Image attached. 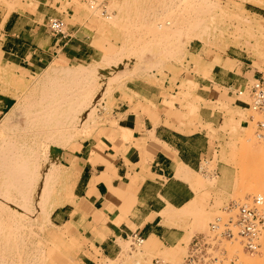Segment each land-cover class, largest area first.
I'll return each instance as SVG.
<instances>
[{"label":"rangeland","instance_id":"374dc122","mask_svg":"<svg viewBox=\"0 0 264 264\" xmlns=\"http://www.w3.org/2000/svg\"><path fill=\"white\" fill-rule=\"evenodd\" d=\"M16 1L0 0V20L9 12L22 9L14 8ZM20 1L27 6L23 9L31 11L42 6L35 0ZM106 2L107 12L103 13L97 6L90 7L83 0H47L44 7L52 15L60 14L65 29L73 35V47L79 49V56L54 55L45 67L35 73H23L11 65L2 64L0 128H3L0 134L7 136L25 129L27 108L39 92V89L17 81L18 78L33 80L49 63L73 66L80 60L84 63L101 61L91 78H86L96 82L98 90L103 89L102 94L105 93L100 98L99 91L95 89L100 100L94 107V133L82 137L83 140L72 141L56 159L59 170H64L65 174L61 183L63 186H58L53 192L58 200L67 202L77 172L74 161L66 164L67 153L83 141L108 135L114 129L123 132L116 121L126 112H132L134 116L138 111L163 113L181 123L184 120L194 121L198 117L199 101L203 100L207 91L197 85L196 80L207 76L209 70H215L210 60L219 53L225 71L233 76L242 70L247 82L241 87H231L229 96H224L225 101L204 102L222 112V121L211 130L214 133L213 143L204 156L199 172L206 186L215 187L213 199L208 200L207 196L205 201L201 196L196 197L186 204L185 213L172 220L171 223L185 230V235L174 246L166 247L160 243L150 247L145 245V241L137 244L133 237L124 239L129 245L127 261L132 264L150 263L153 258L168 264H182L191 251L192 237L206 233L208 223L223 213L225 205L242 203L258 194L264 195V143L256 135V122L264 119V114L251 108L249 96L256 79L264 78V0ZM166 21L169 23L165 25ZM146 26L150 30L146 31ZM196 32L197 36H201L197 37ZM107 57L110 59L106 62ZM125 87L126 90L123 89ZM123 93H126L127 99L126 95L124 99L121 97ZM215 169L220 173L218 176ZM223 175L231 184L228 193L221 188ZM57 232L61 237H55ZM38 233L40 246L31 241L28 249L34 264L37 261V264H75L72 252L78 251L79 243L73 238L68 225L56 226L44 221ZM199 254H203V258ZM199 254L195 264H241L248 257L259 261L262 251L247 253L238 238H225ZM95 264H98L97 258ZM257 264H264V260Z\"/></svg>","mask_w":264,"mask_h":264},{"label":"crops","instance_id":"0c3cea01","mask_svg":"<svg viewBox=\"0 0 264 264\" xmlns=\"http://www.w3.org/2000/svg\"><path fill=\"white\" fill-rule=\"evenodd\" d=\"M35 1L42 6L13 10L0 20V63L23 73L42 69L54 55L79 56L72 34L67 31L62 36L48 28V17L60 14L52 15L44 7L47 0ZM246 79L242 70L233 76L224 67L209 70L196 80L207 91L194 121L181 123L163 113L138 111L134 116L131 112L128 129L121 127L127 137L114 129L67 153L66 164L72 160L77 166L70 200L55 207L50 220L57 226L68 225L77 239L78 251L72 252L75 264L116 258L120 242L134 234L150 247L177 244L185 230L171 223L173 219H163L160 212L200 196L212 200L215 189L205 185L199 172L213 143L211 130L222 121V112L204 102L225 101L230 88L243 86ZM221 188L225 193L231 191L225 175Z\"/></svg>","mask_w":264,"mask_h":264},{"label":"bare ground","instance_id":"6f19581e","mask_svg":"<svg viewBox=\"0 0 264 264\" xmlns=\"http://www.w3.org/2000/svg\"><path fill=\"white\" fill-rule=\"evenodd\" d=\"M13 6L22 9L27 7L25 2L20 0H17ZM166 22L165 25L169 23ZM161 25L164 24L161 23ZM146 27V31L150 30V27ZM158 27L162 26L158 25ZM197 32L194 33L196 36ZM107 59L109 60L110 57L106 58V62ZM99 64H102L101 61L84 63L82 60L73 66L49 63L33 80L17 79L21 83L30 85L32 89H39V92L37 91V97L27 108L25 119L27 125L24 126L26 130L19 129L17 131L21 132L7 136L0 134V264H34L33 255L30 256L32 253L28 254L29 244L33 241L37 247L40 246L38 229L44 221L55 225L50 220V214L55 207L64 202L58 200L53 191L58 186H63L61 183L65 174L64 170H59L56 159L72 141L83 140L84 136L94 133L93 127L96 125L94 107L104 91L98 90L97 83L86 78L95 73ZM210 65L215 71L224 67L219 53L212 56ZM2 69L4 68L0 63V71ZM95 89L96 92L99 91L100 98L95 94ZM125 95L126 93H123L121 97L124 99ZM132 118L133 114L126 112L123 116L120 115L116 124L120 129L126 130ZM123 132H121L122 135H125ZM64 166L66 168V164ZM185 206L186 204L178 208L163 209L160 215L165 220H174L186 212ZM55 235V237H61L59 232ZM120 245L121 251L116 258L104 257L98 264H121L127 261L129 259L127 240L121 241ZM260 249L262 254L258 258L259 261L254 259L252 261L248 257L244 258L241 264L261 263L264 260V247Z\"/></svg>","mask_w":264,"mask_h":264},{"label":"built area","instance_id":"2783aa9c","mask_svg":"<svg viewBox=\"0 0 264 264\" xmlns=\"http://www.w3.org/2000/svg\"><path fill=\"white\" fill-rule=\"evenodd\" d=\"M90 7L97 6L103 13L107 11L106 0H83ZM47 25L51 32L65 36V22L60 17H49ZM250 89V106L254 111L264 114V78H257ZM256 135L264 143V119L256 122ZM223 213L215 216L208 223L206 233L194 235L190 242V252L182 264H195L197 255L207 248L213 247L221 239H237L247 253L259 252L264 244V195L252 196L242 203L230 202L223 207ZM141 243L142 237L132 236ZM206 254V253H205ZM203 258V254H199ZM88 264V263H84ZM146 264H168L159 258L151 259Z\"/></svg>","mask_w":264,"mask_h":264}]
</instances>
